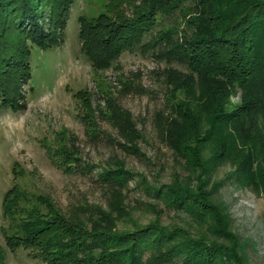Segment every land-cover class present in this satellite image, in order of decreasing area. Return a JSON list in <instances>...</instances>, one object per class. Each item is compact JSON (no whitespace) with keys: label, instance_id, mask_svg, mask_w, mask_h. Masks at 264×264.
<instances>
[{"label":"trees","instance_id":"trees-1","mask_svg":"<svg viewBox=\"0 0 264 264\" xmlns=\"http://www.w3.org/2000/svg\"><path fill=\"white\" fill-rule=\"evenodd\" d=\"M74 1L0 0V110L20 108L32 50L63 40ZM78 23L80 51L95 73L117 68L126 51L150 52L167 63L155 71L165 104L153 122L179 171L156 184L111 157L96 174L106 206L78 205L66 215L40 196L46 213L20 221L7 234L0 264L7 250L18 248L46 264H250L217 196L223 182L215 174L228 164L236 185L264 195V0H107L102 12L79 15ZM117 79L121 91L144 90L132 75ZM75 95L88 135L96 137L98 120L105 119L120 137L114 140L120 151L144 156V136L107 81ZM93 95L102 104L92 106ZM234 95L237 102L231 101ZM72 145L55 147L58 166L91 171ZM135 177L136 186L163 208L186 212L196 232L163 223V209L154 203L146 204L153 219L126 227L129 209L137 206L126 201Z\"/></svg>","mask_w":264,"mask_h":264},{"label":"rangeland","instance_id":"rangeland-1","mask_svg":"<svg viewBox=\"0 0 264 264\" xmlns=\"http://www.w3.org/2000/svg\"><path fill=\"white\" fill-rule=\"evenodd\" d=\"M107 0H75L67 19L65 36L60 43L48 49L35 47L30 57L31 76L20 84L22 100L20 108L0 110V247L4 248L7 234L17 228L20 221L46 213L39 197L50 200L59 212L72 213L75 206H106L108 196L96 174L113 157L125 162L127 169L143 174L149 182L168 183L174 171H179L171 151L156 137L154 115L164 110V96L160 89L157 69L167 66L150 52L126 51L117 60V68L95 73L89 61L80 51L78 40V16H96L104 10ZM173 66H176L173 64ZM177 67V66H176ZM102 74V75H101ZM133 84L139 83L141 91H121L118 77L131 76ZM102 76L104 78H102ZM104 79L109 83L117 102L127 109L144 139L138 158L120 151L114 140L120 138L105 119L99 118V134L92 137L85 132L80 118L81 99L78 90L96 91V83ZM120 90V91H119ZM98 95H93L102 104ZM94 100V101H93ZM237 102L236 95L231 97ZM78 148L81 162L91 165L89 172L64 171L53 153L63 143ZM233 167L220 165L215 176L222 180L217 196L227 205L231 225L242 241V249L250 264H264V195L251 187L238 186L228 174ZM137 178L127 184L126 201L130 205L129 222L145 224L156 214L146 208L154 203L163 209V223H177L190 229L194 224L183 211L163 208L153 194H147L136 186ZM119 225H121L119 223ZM192 228V227H191ZM196 232L193 229H190ZM18 248L7 250L4 264H46L40 258Z\"/></svg>","mask_w":264,"mask_h":264}]
</instances>
